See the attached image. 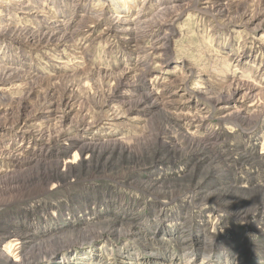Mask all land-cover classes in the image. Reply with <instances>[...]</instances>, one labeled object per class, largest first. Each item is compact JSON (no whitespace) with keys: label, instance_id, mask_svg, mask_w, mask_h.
<instances>
[{"label":"rangeland","instance_id":"374dc122","mask_svg":"<svg viewBox=\"0 0 264 264\" xmlns=\"http://www.w3.org/2000/svg\"><path fill=\"white\" fill-rule=\"evenodd\" d=\"M120 1L0 0V150L30 159L0 164V227L32 234L45 216L41 241L79 243L133 205L128 219L166 225L178 264H264V0ZM188 230L189 254L167 234ZM81 241L51 264L92 246L110 264L126 244Z\"/></svg>","mask_w":264,"mask_h":264},{"label":"bare ground","instance_id":"6f19581e","mask_svg":"<svg viewBox=\"0 0 264 264\" xmlns=\"http://www.w3.org/2000/svg\"><path fill=\"white\" fill-rule=\"evenodd\" d=\"M121 1H123V0H121ZM12 3L15 4L16 6H22V4H23L22 2H19V1L18 2H12ZM120 6H121V3H120ZM24 14H27V13H24ZM39 16H41V15H39ZM127 22H129V21H127V20L126 21H123V20L120 21L119 20L117 23H127ZM110 24L114 25V23H110ZM165 24H166V22H165ZM163 25H164V22H160V23L156 22L154 27L155 28L161 27ZM107 30H108L107 34L113 33L115 31V29L111 28V27H109ZM134 30L135 29H132L131 31H134ZM138 30H139L138 33H141V34L144 33V35L147 37H151V35L155 32L154 29L148 30L146 28L143 29V31L142 30L140 31V29H138ZM172 36L173 35L163 37L161 39V41H159L157 43V44H160L161 46L158 48H155L154 50L155 51H162V50L167 49L165 45L171 40ZM162 40H164V42ZM61 41L65 42L67 40H66V38H64ZM129 45L132 46L133 44L129 43ZM178 69H181V68L177 67V70ZM129 72L130 71H127V73H129ZM3 81L4 80L0 79V84L5 83ZM188 84H189V82H188V78H187L185 82L180 83L178 85H181L182 87H186V86H188ZM242 89H243L242 87H239L238 89L234 90L233 94L228 95L226 98L221 99L219 101V103H221V102L226 103L227 99L234 97V95L237 92L241 91ZM157 104L159 105L158 102L155 103V105H157ZM50 112H53L54 115H55V113H58L57 111H50ZM64 114H67V113H64ZM12 117L14 118V116H12ZM61 118L64 119L65 117H61ZM194 120L195 119H192L191 121H194ZM196 120H200L201 122H204L205 120H207V117H204V116L203 117H196ZM60 123H62V122H60ZM20 124H21V120L17 121L16 123H14L12 129L13 128L15 129V127H19ZM29 126H30L29 123L25 122L22 129H27ZM10 129L11 128H5V129H0V130L1 131L4 130L3 136H8V135H10V133L7 131ZM20 131H21V133H24V134H33L32 131H26V130L25 131L20 130ZM33 135L40 137V140H42L43 136H44V134L42 135V131H40L39 134L37 133V135H35V134H33ZM49 136H51V135H49ZM55 137H59V135L49 137L50 138L49 142L46 143V149H48L51 156L54 154V152H53L54 147H52L53 146L52 144L53 143L55 144V141H56V145L60 146L59 145L60 143L55 139ZM216 137H218V135H215V138ZM75 145L76 144L71 143L70 146L72 148H74ZM91 146H95V144H92ZM92 149H93V147H89L87 145H85L83 147V150L86 152L92 151ZM62 153L65 154L64 152H62ZM21 156L22 155H21V153H19V150H16V151L15 150L14 151L13 150H0V164L2 166H15V162L19 163V165H22L23 163L30 161V159H27L23 156H22L23 158H21ZM78 160H79V155L77 153H75V154H73L72 158H69L68 160H66V163H64V166L67 169H69L72 165H75L78 162ZM132 206L133 205H131V207H128L127 209H131ZM127 209L126 208L121 209L123 211V214L126 215L127 219L125 221L120 219V218H117V217L114 219H110V221L108 222V225H107L108 227L105 226V228H101V230H98V229H96L95 231L89 230L85 233L84 232L81 233V235L83 236L82 239H90L91 241L96 243L97 239L107 238V239H109L110 242L117 243L118 246L121 245V243L123 241H125L126 244L123 245L124 247L121 250L120 255H119L120 261L117 260V258H113L112 260H114V262L110 263V264H115V263L116 264H119V263L120 264H164L165 262H167L169 264H178L182 258L175 256V252L172 251L173 248L164 247L163 241H161V238H159L160 235L164 232L166 225L161 224V225L156 226L155 229H153L150 226H148V224L141 222L139 220V218L128 219L127 213L129 210H127ZM74 211H75V209L73 208L71 210V213L69 214V216L74 217V215H73ZM45 213L47 214V212H45ZM36 217H37V220H40V222L37 224L36 227L31 228L34 231V233H32V234L27 233V232H23V231H19V230L17 231V229L13 228V227H6V226L0 227V246H4V249L0 251V262L1 263L7 264L10 261L13 264H39L42 262H46V264H51V261L53 259H55L56 255L58 253H63V259L64 258L67 259V257H68L67 252L71 246L78 247V248H80V247L82 248L84 246L86 241H81L82 239L79 240V243L75 242V243L69 244L70 243L69 242L68 244H63V245L62 244L54 245L55 243H53V242L57 241V238L54 240L44 239L43 241H41L42 239L40 240V238H41L40 233H41V231H43V229H45V226H43V223H41V220L43 221V218L45 219V216L42 217V216L36 215ZM52 217L57 218L58 215L52 214ZM81 221L82 220L79 219V220H77V223H79ZM184 224L187 226V228L189 227L188 226L189 221L185 222ZM118 225L122 228L121 230L116 228V226H118ZM44 232H46V231H44ZM184 233L185 234H183L181 236H178L177 233L176 234L167 233L170 236V238L168 240L175 243V245H176L175 248L179 247L180 249H183V252H187L189 254L191 251V248H193V246L197 242L196 240H199L198 239L199 236H196V234H193L191 232V230L190 231L188 230ZM86 234H90V235L88 236ZM150 235L153 236L151 239H149ZM36 242H38V243H36ZM45 244H48V245L45 246ZM29 245L37 246V248L34 247V249H31L33 251L30 252V255L29 254L27 255V254H25V248ZM137 247L138 248L140 247V248L136 249ZM89 250H90V252H89L90 255L88 257H86V259L85 258L83 259V257H81V256H79L81 258L80 261H77L78 259H76V258L73 259V260H75V262L77 261L76 264L83 263L82 262L83 260L84 261L88 260L89 261L88 264H99L96 262L97 257L95 258L96 260L93 261L95 255L96 256L100 255L99 250H97L95 248V246L94 247L92 246ZM147 252L149 253V255L147 254ZM205 253H207V252H205ZM192 255L197 256V253L194 251V253L192 252ZM103 256L104 255H100V261L101 260L103 261V259H105V257H103ZM119 257H118V259H119ZM87 258H89V259H87ZM127 260L130 262H127ZM68 261H70V260L64 261L65 264H68L69 263ZM188 262H190V260ZM105 263H107V262H104L101 264H105ZM211 263H212V259H210L207 262V264H211Z\"/></svg>","mask_w":264,"mask_h":264}]
</instances>
